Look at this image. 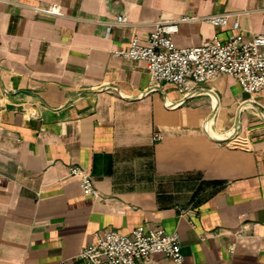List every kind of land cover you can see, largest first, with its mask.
Instances as JSON below:
<instances>
[{
	"label": "crops",
	"instance_id": "obj_1",
	"mask_svg": "<svg viewBox=\"0 0 264 264\" xmlns=\"http://www.w3.org/2000/svg\"><path fill=\"white\" fill-rule=\"evenodd\" d=\"M52 6L63 15L38 11ZM225 13L264 35V0H0V264H78L140 226L177 233L182 264H264V91L225 75L151 90L144 62L112 55L158 21L194 18L178 48L225 40L231 28L195 20Z\"/></svg>",
	"mask_w": 264,
	"mask_h": 264
},
{
	"label": "built area",
	"instance_id": "obj_2",
	"mask_svg": "<svg viewBox=\"0 0 264 264\" xmlns=\"http://www.w3.org/2000/svg\"><path fill=\"white\" fill-rule=\"evenodd\" d=\"M38 11L63 15L59 6L39 8ZM240 16L241 13H225L195 19L214 27L231 28L232 33L225 40L214 38L205 45L185 48L176 47L174 36L180 23L194 18L158 21L154 23L146 42L134 37L127 49L114 51L112 55L144 62L150 76L151 90L169 84L183 96H188L218 76L225 75L235 78L244 93L255 95L264 91V35L246 39L240 31ZM232 18L234 21L231 23ZM128 24L124 15L115 22L105 23L108 31L115 25ZM162 139L160 134L154 136L155 141ZM69 175L78 179L84 195L99 196L91 175L83 168L72 165ZM233 250L231 246L230 252ZM155 254H161L175 264H182L184 258L179 235L148 226L137 227L129 234L108 231L82 250L78 264H140Z\"/></svg>",
	"mask_w": 264,
	"mask_h": 264
}]
</instances>
